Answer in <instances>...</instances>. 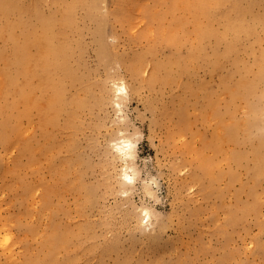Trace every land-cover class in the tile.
<instances>
[{
    "label": "rangeland",
    "instance_id": "obj_1",
    "mask_svg": "<svg viewBox=\"0 0 264 264\" xmlns=\"http://www.w3.org/2000/svg\"><path fill=\"white\" fill-rule=\"evenodd\" d=\"M11 6L0 85L18 76L10 35L41 33L38 14L65 59L49 61V111L28 119L11 107L20 88L0 95V264H264V0L211 13L179 0ZM245 120L255 129L215 150L217 129ZM124 136L136 143L132 185L114 151ZM145 208L153 219L141 224Z\"/></svg>",
    "mask_w": 264,
    "mask_h": 264
},
{
    "label": "bare ground",
    "instance_id": "obj_2",
    "mask_svg": "<svg viewBox=\"0 0 264 264\" xmlns=\"http://www.w3.org/2000/svg\"><path fill=\"white\" fill-rule=\"evenodd\" d=\"M179 1L182 3L183 7L186 9H188L193 4V6L197 10H201L203 12L208 11L209 13H211L210 7L219 6L221 3H224L229 0H212V4L209 2H205L206 0H179ZM12 2L13 0H0V16L2 14H7L11 10ZM176 2L177 0H174V3ZM235 4H236V10L243 11L240 8L238 3H235ZM156 14H159V13H156ZM38 16L41 19L40 21V25L42 29L41 33H39L37 29L34 31H28L25 34L24 39L19 40L17 38L18 41L14 39L12 35H10V39L12 40L14 44V48H13L14 55L10 61L11 62L13 61V63L18 66V76L17 78L9 79L7 84L0 85V95L4 93L3 89L6 88L8 85H12V86L20 88V96L18 97V102L13 103L11 107H14L20 104L22 106V110L20 111V114L28 119L32 117V114L34 111H38L42 113L47 112L56 103L57 99L55 95L53 93L49 94V92L51 91V88L53 92L54 86L57 85L59 82H53L52 84V74L56 72V70L50 69L49 61H50L51 56L54 57L56 63L62 62L65 59V48L64 46H61L56 42L53 26L48 22V20L42 18V14H38ZM159 16H161V14ZM43 29H45V33ZM249 31H251V29ZM246 32H247V29H246ZM159 33L161 34L162 37L164 36V40L167 43L172 44L178 41L176 40V38L174 37V34L171 31H166V32L161 31ZM5 35L7 36V39L9 40L8 25L5 27L0 25V37H3ZM32 48H36L35 53H32ZM262 57L264 60V54L262 55ZM6 77H8V75H6ZM124 86L126 88V95H127L129 89H127L126 85ZM39 92H40V95L38 94ZM123 97L124 96H121L120 99H118V101L119 100L122 101L121 98ZM2 108H3L2 104L0 103V111H2ZM221 121L222 120L220 119V122ZM186 124L188 123H184V125ZM255 126H257V120H254V121L245 120V121H242V124H239V123H234L232 125L229 124L228 126H224L225 136L222 134V129L219 126L218 128L220 129H217V132H219L220 130L221 133H219V135L217 136V140L214 146L215 150L217 149L221 150V144H224L227 141H233L232 137L235 134H237L239 131L242 133V131H246V130L248 131L249 129L251 130V128L252 127L254 128ZM5 129H6V126H5ZM226 131L228 135L225 134ZM121 141L130 142L134 146L131 149V153L134 157L133 159L122 160L119 154L118 153L117 154L119 158L125 163L124 168L125 166H127L128 168H133L135 170L132 162L136 157V151H135L136 143L132 139L124 136L118 142L115 143V147L119 146ZM261 142H260V145L262 146V144H264V139ZM147 188L149 192L152 191L149 185ZM146 209H149V208H146ZM151 215H153L152 211H151Z\"/></svg>",
    "mask_w": 264,
    "mask_h": 264
},
{
    "label": "clouds",
    "instance_id": "obj_3",
    "mask_svg": "<svg viewBox=\"0 0 264 264\" xmlns=\"http://www.w3.org/2000/svg\"><path fill=\"white\" fill-rule=\"evenodd\" d=\"M112 87H113L116 99H119L121 96H126V88L124 86L123 81L119 82V86H117L116 82H113ZM116 107L119 108L120 105L117 104ZM121 122H123V117H121ZM133 147L134 146L130 142L121 141L120 145L114 148V151H116L119 154V156L122 160L133 159L134 157L131 153V149ZM137 175L138 174L136 173V171L133 168H128L127 166H125V168L122 169V175H121L120 179L128 185H132L136 182ZM146 183L150 184L156 188H159V184L155 181V177H153V179L151 181H147ZM129 194H130L129 192H121L120 193V195L125 196V197H127ZM147 195L149 196V198L155 199L157 204H160V199L157 196H155L153 193L148 192ZM140 211H141L142 216L144 217L142 224H148L149 221L151 219H153V217L151 215V211L149 209H146V208L143 210H140ZM0 231H2V230H0ZM4 243H5L4 238L2 236H0V246H3Z\"/></svg>",
    "mask_w": 264,
    "mask_h": 264
}]
</instances>
